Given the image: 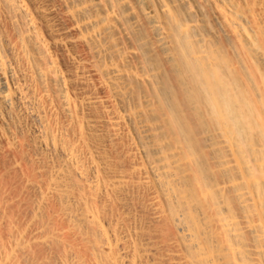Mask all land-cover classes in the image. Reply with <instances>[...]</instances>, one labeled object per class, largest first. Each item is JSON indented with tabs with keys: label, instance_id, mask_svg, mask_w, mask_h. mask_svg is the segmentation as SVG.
<instances>
[{
	"label": "bare ground",
	"instance_id": "6f19581e",
	"mask_svg": "<svg viewBox=\"0 0 264 264\" xmlns=\"http://www.w3.org/2000/svg\"><path fill=\"white\" fill-rule=\"evenodd\" d=\"M0 264H264V0H0Z\"/></svg>",
	"mask_w": 264,
	"mask_h": 264
}]
</instances>
